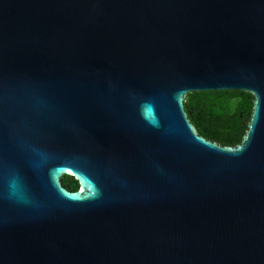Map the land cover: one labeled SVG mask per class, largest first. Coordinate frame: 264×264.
Returning <instances> with one entry per match:
<instances>
[{
	"label": "water",
	"instance_id": "obj_1",
	"mask_svg": "<svg viewBox=\"0 0 264 264\" xmlns=\"http://www.w3.org/2000/svg\"><path fill=\"white\" fill-rule=\"evenodd\" d=\"M0 264H264V0H0Z\"/></svg>",
	"mask_w": 264,
	"mask_h": 264
},
{
	"label": "trees",
	"instance_id": "obj_2",
	"mask_svg": "<svg viewBox=\"0 0 264 264\" xmlns=\"http://www.w3.org/2000/svg\"><path fill=\"white\" fill-rule=\"evenodd\" d=\"M182 106L196 133L221 146H234L245 130L251 96L240 91H203L185 93ZM67 191L77 189L68 175L60 177Z\"/></svg>",
	"mask_w": 264,
	"mask_h": 264
}]
</instances>
